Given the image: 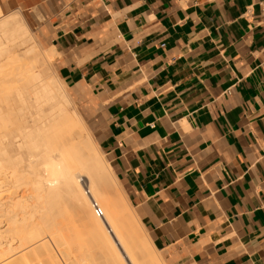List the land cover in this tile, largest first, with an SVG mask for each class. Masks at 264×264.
Instances as JSON below:
<instances>
[{"label": "crops", "instance_id": "1", "mask_svg": "<svg viewBox=\"0 0 264 264\" xmlns=\"http://www.w3.org/2000/svg\"><path fill=\"white\" fill-rule=\"evenodd\" d=\"M259 1L0 0L52 52L161 264H264Z\"/></svg>", "mask_w": 264, "mask_h": 264}, {"label": "bare ground", "instance_id": "2", "mask_svg": "<svg viewBox=\"0 0 264 264\" xmlns=\"http://www.w3.org/2000/svg\"><path fill=\"white\" fill-rule=\"evenodd\" d=\"M52 56L40 48L19 13L0 18V193L9 196L0 202V227H6L0 239L14 232L24 249L33 250L52 237L62 243L72 220L79 218L101 238L108 264H161L147 236L143 233L141 241L130 226L141 227L130 205L108 191L110 183L119 185L64 81L40 69ZM7 63L19 65L6 74ZM95 203L103 217L96 214ZM1 243L0 264L18 261L15 246L8 243L3 251Z\"/></svg>", "mask_w": 264, "mask_h": 264}, {"label": "rangeland", "instance_id": "3", "mask_svg": "<svg viewBox=\"0 0 264 264\" xmlns=\"http://www.w3.org/2000/svg\"><path fill=\"white\" fill-rule=\"evenodd\" d=\"M14 13H19V12H14ZM14 13H11V14H14ZM11 14H2L1 17L7 16V15H11ZM19 14L22 16V18H24V16L21 13H19ZM24 21H26L25 23L30 28L31 32L34 34V32L32 30V27L29 25L27 20L25 19ZM39 46L43 50H48V48L46 46H43V45H40V44H39ZM20 48L21 47H19V49ZM25 51H26V49L22 48V49H20L19 53L22 54V53H25ZM53 58H54V56H52V59H51L50 63H48L47 65H41L40 69H42L44 71H47V73H49V74L50 73L57 74L55 61L53 60ZM17 64L19 65V63H11V64L7 63V65H4V70H6V72H7L6 74H8L11 71L12 68L16 69L14 67H17ZM47 66H48V68H47ZM11 73H12V71L10 72V74ZM66 89H67V92H68L69 96L70 97L72 96L71 97V99L73 98L72 101L74 100L73 101V105L75 106L76 110H77V107L79 108V110H81L80 105L76 102V99L72 95L70 89L67 88V85H66ZM89 127H90V124H89ZM104 158H105V156H104ZM107 163H108V161H107ZM114 178L116 179L115 176H114ZM82 180H83V183H84V185H85V187L87 189L88 188V186H87L88 179L83 177ZM116 181H117V179H116ZM117 183H118V181H117ZM118 185H119V183H118ZM7 189H9V188L7 187ZM108 191L110 192V194H112V196L114 195V196L119 197L122 200H124V203L127 205V203H128L127 198L124 195V193L122 192V190L120 189V185L119 186H115L114 183H110L109 187H108ZM20 193L22 194V192H19L18 194L15 195V197L17 199L20 198L19 197ZM119 195H121V196H119ZM4 197L7 198V200ZM0 200H2V201H0L2 203L7 202V201H9V196L2 195L0 193ZM128 208H130V206ZM130 210L132 211L131 208H130ZM58 219L59 220H63L62 217H59ZM81 222L82 221L79 218H75V219L72 220V222H71L72 226L71 227H73V228L69 229V232L66 234V240L63 241L62 243L59 240H56V239L54 240V238L52 237L51 238L52 243H51V240L49 239L48 240V244L46 246H43L41 248L34 249V250H33V247H31L29 249H24L25 246L23 247V246L20 245L21 242H20L19 238L17 236H15L16 234L14 232H10L12 235L10 233H7V234H5V237L3 235L2 239H0L1 240L0 242H2L1 245H3L2 249L4 251L5 250L4 246H6L8 243H11L13 247L15 246L14 248H16V249H14V250L17 252V255H15L16 256L15 258L18 259V261L15 260V262L13 264H17V263L18 264H22L25 260H27V261H25L23 264H31V263L32 264H108L106 258H108L110 255L108 254V252L106 250H104V248H102V244H101L102 240H101V238L91 234L89 232V230L87 228H85L84 225H82L83 222L82 223ZM130 226L133 227V229L136 228L135 229L136 232H140V233H138V235L140 234V236H142L140 238L141 241H142L143 233H144V232H142L143 230H141L142 228L141 227H140V229H139V227L137 228V224H135V225L131 224ZM2 228L5 229L6 227L4 228V226H1L0 230H3ZM137 229L140 230V231H138ZM10 239H12V240H10ZM143 240H145V239H143ZM144 242H146V241H143V243ZM50 243H51V245H50ZM22 248H23V250H22ZM29 250H30V252H29ZM36 251H37V253H36ZM45 251H47V252H45ZM12 253H14V252H12ZM32 257H34V258H32ZM22 259H25V260H22ZM21 260H22V262H21ZM31 260H33V261H31Z\"/></svg>", "mask_w": 264, "mask_h": 264}, {"label": "built area", "instance_id": "4", "mask_svg": "<svg viewBox=\"0 0 264 264\" xmlns=\"http://www.w3.org/2000/svg\"><path fill=\"white\" fill-rule=\"evenodd\" d=\"M258 5H259L260 16H261L260 23L264 25V0H260ZM94 207H95V212L98 215V217H103L104 216L103 209L97 203H95Z\"/></svg>", "mask_w": 264, "mask_h": 264}]
</instances>
